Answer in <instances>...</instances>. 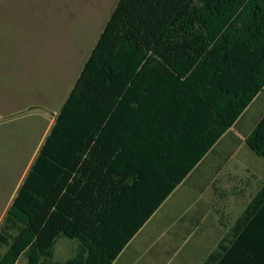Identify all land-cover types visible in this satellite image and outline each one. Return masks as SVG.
I'll use <instances>...</instances> for the list:
<instances>
[{
	"label": "trees",
	"instance_id": "1",
	"mask_svg": "<svg viewBox=\"0 0 264 264\" xmlns=\"http://www.w3.org/2000/svg\"><path fill=\"white\" fill-rule=\"evenodd\" d=\"M263 86L264 0H119L3 217L0 264H112L131 234L110 215L143 227ZM210 107L228 122L190 145ZM263 126L246 143L264 159ZM256 219L234 246L246 264H264Z\"/></svg>",
	"mask_w": 264,
	"mask_h": 264
},
{
	"label": "crops",
	"instance_id": "2",
	"mask_svg": "<svg viewBox=\"0 0 264 264\" xmlns=\"http://www.w3.org/2000/svg\"><path fill=\"white\" fill-rule=\"evenodd\" d=\"M211 108L199 120L197 129L185 135L190 145L206 144L208 141L204 140L228 122L224 112L218 109L211 111ZM57 114L53 115L29 158L5 206L0 225ZM260 123H264V86L231 127L223 130L221 136L213 141L204 157L143 227L134 233L117 211L110 215L108 222H113L112 227L118 233L123 236L131 234L112 264H246L247 256L252 257L251 252L255 254V251H247L246 247L235 249L234 246L250 223L264 214V201L252 206L257 198L264 200V159L246 143ZM198 131L202 133L196 135ZM261 136L264 139V126ZM245 215H250V220L237 227ZM255 226L260 228V224ZM255 239L258 240L256 233L254 242ZM77 248L76 241L61 237L54 248V260L66 262L72 259ZM21 259L25 258L21 257L17 264Z\"/></svg>",
	"mask_w": 264,
	"mask_h": 264
},
{
	"label": "rangeland",
	"instance_id": "3",
	"mask_svg": "<svg viewBox=\"0 0 264 264\" xmlns=\"http://www.w3.org/2000/svg\"><path fill=\"white\" fill-rule=\"evenodd\" d=\"M118 1L0 0V218Z\"/></svg>",
	"mask_w": 264,
	"mask_h": 264
}]
</instances>
